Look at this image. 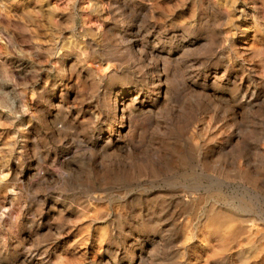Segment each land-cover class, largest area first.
I'll use <instances>...</instances> for the list:
<instances>
[{
	"label": "rangeland",
	"instance_id": "1",
	"mask_svg": "<svg viewBox=\"0 0 264 264\" xmlns=\"http://www.w3.org/2000/svg\"><path fill=\"white\" fill-rule=\"evenodd\" d=\"M0 264H264V0H0Z\"/></svg>",
	"mask_w": 264,
	"mask_h": 264
}]
</instances>
